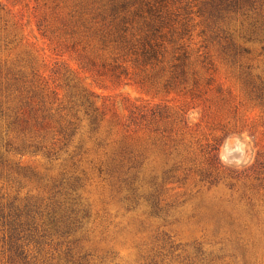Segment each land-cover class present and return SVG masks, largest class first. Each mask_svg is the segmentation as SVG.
<instances>
[{
	"label": "trees",
	"instance_id": "obj_1",
	"mask_svg": "<svg viewBox=\"0 0 264 264\" xmlns=\"http://www.w3.org/2000/svg\"><path fill=\"white\" fill-rule=\"evenodd\" d=\"M6 10L0 6V263L103 264L79 237L89 220L78 193L87 174L83 164L136 204L137 185L218 170L215 144L205 143L185 109L114 98L100 107L77 73H55L65 82L57 84L29 71L20 56H11ZM17 15L24 20L23 10ZM51 16L44 13L36 23L43 38L53 31ZM67 21V34L71 27L95 33L121 64L102 75L120 80L133 69L163 79L168 93L192 99L213 82L206 77L212 68L204 45L191 47L190 28L198 21L203 43L217 44L239 68L244 87L264 111V70L255 74L244 62L251 52L241 44L264 51V0H78ZM200 153L208 156V168L199 166ZM28 154L65 167L42 196L20 197L15 189L21 174L12 158Z\"/></svg>",
	"mask_w": 264,
	"mask_h": 264
},
{
	"label": "rangeland",
	"instance_id": "obj_2",
	"mask_svg": "<svg viewBox=\"0 0 264 264\" xmlns=\"http://www.w3.org/2000/svg\"><path fill=\"white\" fill-rule=\"evenodd\" d=\"M77 2L0 0L14 41L11 56H20L29 71L57 84L65 82L55 73L70 78L77 73L100 107L114 98L185 109L205 143L215 144L218 168L193 173L188 180L137 185L139 199L132 204L115 184L83 164L87 174L81 176L78 193L89 220L79 237L85 251L103 264H264V111L244 87L239 68L225 59L217 44L203 43V28L195 21L189 33L191 47L204 45L212 68L206 77L213 80L200 98L168 93L163 79L133 69L120 80L102 75L121 66L113 62L110 49L95 33L71 27L69 33L75 34L69 35L62 26ZM20 10L23 21L17 15ZM44 13H52L48 38L36 27ZM241 44L251 52L244 62L262 74V46ZM198 160L199 166L209 167L206 154L200 153ZM11 162L21 174L15 185L20 197L42 196L65 169L42 155L16 156Z\"/></svg>",
	"mask_w": 264,
	"mask_h": 264
}]
</instances>
